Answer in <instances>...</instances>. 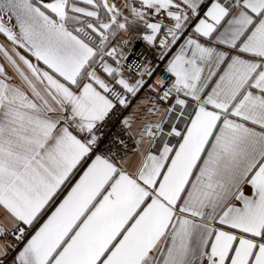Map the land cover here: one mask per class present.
<instances>
[{
	"label": "snow or ice",
	"instance_id": "obj_1",
	"mask_svg": "<svg viewBox=\"0 0 264 264\" xmlns=\"http://www.w3.org/2000/svg\"><path fill=\"white\" fill-rule=\"evenodd\" d=\"M0 36V264H264V0H0Z\"/></svg>",
	"mask_w": 264,
	"mask_h": 264
},
{
	"label": "built area",
	"instance_id": "obj_2",
	"mask_svg": "<svg viewBox=\"0 0 264 264\" xmlns=\"http://www.w3.org/2000/svg\"><path fill=\"white\" fill-rule=\"evenodd\" d=\"M133 46L135 51L133 53V56L129 57L128 64H131L134 70L141 67L139 59L140 54H143L144 57H146L148 60H151L152 63L155 64L157 55L155 49L147 47L142 40L135 41ZM156 75H166V73L164 72V62H161L159 67L156 68L153 78H155ZM102 132V140L100 146L97 148V151L107 153L108 151H110L109 145L113 142V138L122 135L115 113L105 122L102 128Z\"/></svg>",
	"mask_w": 264,
	"mask_h": 264
},
{
	"label": "crops",
	"instance_id": "obj_3",
	"mask_svg": "<svg viewBox=\"0 0 264 264\" xmlns=\"http://www.w3.org/2000/svg\"><path fill=\"white\" fill-rule=\"evenodd\" d=\"M4 42V38L0 36V43ZM0 219H2V215H0ZM8 264H11V257H9Z\"/></svg>",
	"mask_w": 264,
	"mask_h": 264
}]
</instances>
